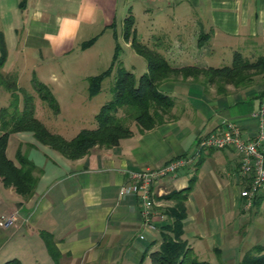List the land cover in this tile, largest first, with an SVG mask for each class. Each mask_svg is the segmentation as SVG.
Masks as SVG:
<instances>
[{
	"label": "crops",
	"instance_id": "0c3cea01",
	"mask_svg": "<svg viewBox=\"0 0 264 264\" xmlns=\"http://www.w3.org/2000/svg\"><path fill=\"white\" fill-rule=\"evenodd\" d=\"M128 15L137 39L174 68L230 66L236 52L252 60L264 46V0H0V37L8 51L16 45L20 53L66 55L79 33L96 30L77 43L94 38L91 47L81 51L93 49L104 34V58L111 63L103 71L117 56L134 75L133 55L142 56L123 37ZM146 70L145 61L143 73ZM115 71L106 76L112 78L110 90ZM157 89L173 100V119L144 132L135 125L132 135L117 145L95 146L77 159L38 143L31 132H16L24 135L18 149L34 164L36 184L29 198L20 199L0 180L13 204H21L18 208L7 203L0 214V222L7 215L16 216L10 226L0 225V264L11 259L21 264H151L150 252L158 248L161 228L179 202L164 197L188 185L182 238L199 260H204L205 252L214 253L221 264L234 259L233 250L225 247L226 237H237L247 224H259L264 203V194L248 207L240 198L245 180L234 150L203 149L191 166L158 179L152 192L164 217L152 216L154 228L143 223L136 195L120 196L119 189L132 181L131 172L195 154L198 141L223 120L241 123L243 138H250L255 126L252 114L264 96V77L246 87L228 84L219 92L203 76L177 74L159 82ZM86 93L87 99L96 95H90L88 85ZM58 103L55 116L60 113ZM25 144L30 148L23 150ZM15 157L9 159L18 164ZM196 181L198 190L206 181L200 194L206 199L200 205L204 207L191 210Z\"/></svg>",
	"mask_w": 264,
	"mask_h": 264
},
{
	"label": "trees",
	"instance_id": "16d2710c",
	"mask_svg": "<svg viewBox=\"0 0 264 264\" xmlns=\"http://www.w3.org/2000/svg\"><path fill=\"white\" fill-rule=\"evenodd\" d=\"M123 37L126 41H130L136 53L144 58L147 70L136 79L133 73L119 62L117 63L112 99L105 102L95 115V128L82 129L71 139H65L59 134L51 133L42 122L36 119L31 107L24 109L22 114L16 117L17 121L10 124L4 120V108L0 109L2 131L0 134V179L5 187H12L17 194L26 199L33 194L36 184V177L33 174L35 166L26 156L17 150L15 158L18 164L6 156L8 137L11 133L31 132L38 143L49 146L66 158L77 159L95 146L117 145L120 139L132 135L133 131L130 127L132 123H135L139 132H144L173 119V100L157 89L159 82L173 75L181 74L184 78L192 77L193 79L203 76L206 83H215L219 92H224L225 85L228 84L236 88L249 86L254 74L263 73L264 75V57L251 61L244 59L237 52L230 66L174 68L165 57L137 39L131 15L124 19ZM93 41L94 38L84 42L81 47L86 48ZM0 52L1 66L6 54L2 37H0ZM116 62L117 56H114L109 68L98 75L88 77L90 95L100 91L101 80L112 72ZM40 97L48 100L49 105L55 112L57 111L54 97H50L47 93ZM190 189L191 186L188 185L183 189L173 190L164 197V199L179 202L170 209L168 213L170 219L161 228L160 239L157 240L158 248L150 252L151 264H210L208 261L199 260L188 242L182 238V222L186 216L184 202ZM260 252L255 256L250 251L246 252L242 264H264V254ZM2 264L21 263L17 259H11Z\"/></svg>",
	"mask_w": 264,
	"mask_h": 264
},
{
	"label": "rangeland",
	"instance_id": "374dc122",
	"mask_svg": "<svg viewBox=\"0 0 264 264\" xmlns=\"http://www.w3.org/2000/svg\"><path fill=\"white\" fill-rule=\"evenodd\" d=\"M95 31L79 33L74 49L66 55H59L52 51L43 52L41 55L32 52L20 53L16 45H11L9 51L5 45V59L0 66V109L4 108L6 123L16 122V117L20 116L24 109L31 107L33 116L36 119L42 122L51 133L59 134L65 139H71L82 129L96 127L95 115L99 112L100 107L111 100L113 96L112 90H110L113 84L112 78H103L100 82V91L91 99H87L86 86L88 80L86 81L87 78L85 77L100 74L104 70V65H108L110 62L109 58L107 60L106 57L104 58V34L91 50L81 51L83 48H80V45L84 43L83 41L77 45L79 41L90 38V33L92 34ZM91 45L87 47H91ZM133 56L135 61H131V63L134 65V76L137 79L143 73L145 61L142 57ZM262 57H264V46L256 50L251 61H256ZM124 60L125 62L130 61V59ZM118 62L117 59L112 71L116 68ZM51 74L56 76L55 80H53ZM262 75L263 73L254 74L251 84L261 81L264 77ZM45 93L50 97H54V99L56 98L59 102L60 113L58 115H53L55 110L49 105L48 100L40 97ZM130 127L131 129L135 128V123H132ZM24 139L22 134L11 133L9 135L5 151L8 158L14 156L19 144ZM27 147H29L27 144L22 145L23 150H27ZM18 150L21 154H25L22 149L19 148ZM205 183L206 181H203L202 187L200 185L198 190L196 181L191 192L193 203H189L191 210L204 207L200 205L206 197L200 194L203 187L206 186ZM5 188H11L16 198L23 199L12 187ZM5 188L0 182V214L4 212L8 204L15 206L17 203L13 204V200H11L10 194ZM204 190L207 192L206 188ZM208 206V210L213 208V204ZM260 210L261 215L257 218L259 224H254L256 230L252 226L253 224L249 226L247 224L244 229L246 232L241 231V234L237 237H226L225 247L231 248L234 253V259L226 264H238L240 262L239 258L242 257L240 255L244 252L250 251L253 256L260 251L261 254H264V229L262 228L264 226V214H262L264 203ZM213 211L217 210L214 209ZM216 214H218V211ZM201 256V259L210 261L212 264H221L217 258L215 259L216 255L212 252H205Z\"/></svg>",
	"mask_w": 264,
	"mask_h": 264
},
{
	"label": "built area",
	"instance_id": "2783aa9c",
	"mask_svg": "<svg viewBox=\"0 0 264 264\" xmlns=\"http://www.w3.org/2000/svg\"><path fill=\"white\" fill-rule=\"evenodd\" d=\"M255 122L254 132L250 138H243L241 123L223 120L218 129L202 137L197 143L196 153L191 156H178L157 167H145L130 173L132 180L120 186L119 195H136L143 223L152 224V216L164 217L153 198L154 183L165 176H174L180 168L191 166L203 149H232L239 157V172L245 180V186L239 196L245 200V206L252 204L253 198L264 194V96L258 109L252 114ZM15 214L9 215L0 222L8 227L15 221ZM143 236L140 235V238Z\"/></svg>",
	"mask_w": 264,
	"mask_h": 264
},
{
	"label": "water",
	"instance_id": "95a60500",
	"mask_svg": "<svg viewBox=\"0 0 264 264\" xmlns=\"http://www.w3.org/2000/svg\"><path fill=\"white\" fill-rule=\"evenodd\" d=\"M20 205H21V204H20V202H19V203H17V204H16V207H18V208H19V207H20Z\"/></svg>",
	"mask_w": 264,
	"mask_h": 264
}]
</instances>
